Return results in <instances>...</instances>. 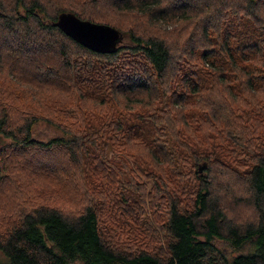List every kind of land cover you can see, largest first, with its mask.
Returning <instances> with one entry per match:
<instances>
[{"label":"trees","instance_id":"1","mask_svg":"<svg viewBox=\"0 0 264 264\" xmlns=\"http://www.w3.org/2000/svg\"><path fill=\"white\" fill-rule=\"evenodd\" d=\"M0 136V264H264V0H0Z\"/></svg>","mask_w":264,"mask_h":264},{"label":"water","instance_id":"2","mask_svg":"<svg viewBox=\"0 0 264 264\" xmlns=\"http://www.w3.org/2000/svg\"><path fill=\"white\" fill-rule=\"evenodd\" d=\"M55 24L81 43L101 52L116 51L124 41L123 32L116 27L82 19L72 12L60 13Z\"/></svg>","mask_w":264,"mask_h":264},{"label":"rangeland","instance_id":"3","mask_svg":"<svg viewBox=\"0 0 264 264\" xmlns=\"http://www.w3.org/2000/svg\"><path fill=\"white\" fill-rule=\"evenodd\" d=\"M166 27H170V26L167 25ZM35 131H36V135L38 137H42V138L51 137V136L57 134L56 130L51 128L46 121L39 122L37 124ZM4 141H5V138L3 136L2 137L0 136V143H3ZM5 176H6V179L4 181L5 182L4 184H6L7 187H9L10 191L15 192V189H19L20 187H24L23 185H19L17 183L12 182L11 181V174H7ZM44 184H45V181L43 180V178L41 176H37L34 185H37L38 187H42Z\"/></svg>","mask_w":264,"mask_h":264}]
</instances>
